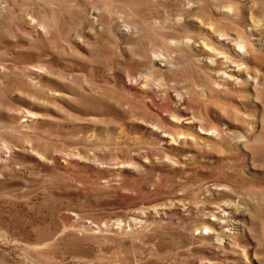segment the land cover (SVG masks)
I'll return each mask as SVG.
<instances>
[{
  "label": "rangeland",
  "instance_id": "1",
  "mask_svg": "<svg viewBox=\"0 0 264 264\" xmlns=\"http://www.w3.org/2000/svg\"><path fill=\"white\" fill-rule=\"evenodd\" d=\"M0 264H264V0H0Z\"/></svg>",
  "mask_w": 264,
  "mask_h": 264
},
{
  "label": "bare ground",
  "instance_id": "2",
  "mask_svg": "<svg viewBox=\"0 0 264 264\" xmlns=\"http://www.w3.org/2000/svg\"><path fill=\"white\" fill-rule=\"evenodd\" d=\"M247 46L248 45L246 41L243 40L242 38H239L236 40L234 39L232 40V43L229 45V49L232 50V53L234 54V56H237L241 59V58H245ZM206 50L209 52V60L212 63L214 62L216 63V65L221 66L220 72L224 78L228 80L237 79L240 73V69L243 66L242 59L240 62H237L236 59L235 60L231 59L229 56L223 54V52L212 50L208 48V46ZM159 135L162 140V143H165V144L173 143V141L176 140V138H174L172 135H169L167 133H160ZM211 216L213 217V220H215L217 223L227 222L225 223L226 227H231L232 225L231 210L228 205H223L222 208L217 209L215 212H213ZM206 227H209V226H206ZM225 230H229V228H226Z\"/></svg>",
  "mask_w": 264,
  "mask_h": 264
}]
</instances>
